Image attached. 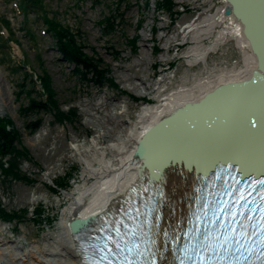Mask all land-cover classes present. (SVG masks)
Wrapping results in <instances>:
<instances>
[{"label":"rangeland","instance_id":"rangeland-1","mask_svg":"<svg viewBox=\"0 0 264 264\" xmlns=\"http://www.w3.org/2000/svg\"><path fill=\"white\" fill-rule=\"evenodd\" d=\"M17 1L0 0V21L11 23L9 32L5 28L0 33V85L3 88L0 100L4 101V107L0 105V116L10 117L21 132L23 145L33 158V161H25L22 169L24 173L34 174L38 183L30 186L4 181L0 171V200L10 210L29 208L32 211L38 203H43L53 222L46 227L27 222L16 231L15 224L0 221V241L3 248L20 242L28 251L52 244L59 234L61 222L69 216L67 211L73 194L85 182V159L92 158L94 142L100 144L98 147H106L115 139L120 121L128 117L136 120L145 103L155 104L162 94L180 85L191 86L225 67L241 66L244 59L233 40L228 49L224 48V53L222 45L209 52L207 63H203L199 52L195 53L194 47L198 46L195 34L186 32L187 28L183 30L184 26L200 24L203 18L213 15L218 6L224 5L221 0H173V15L166 9L156 8L160 0H150L149 4L148 0H42L48 17L80 33L86 45L85 52L104 62L126 94L111 86L99 89L80 80L74 74V67L63 62L53 36L41 20L45 12L39 15L30 12L24 17L18 6L20 0ZM180 5L188 8L186 12L179 11ZM109 17L114 18V27L106 31L100 22ZM29 30L35 39L28 35ZM9 37L12 39H7ZM214 37L205 40V46L216 44ZM132 38L137 39L136 52L129 43ZM199 44L202 46V42ZM191 49L193 58L188 56ZM192 62L195 64L190 65ZM45 73L51 79L62 109L75 107L79 110L82 126L56 124L53 116L47 114L40 131L35 134L26 131L20 107L28 99L26 94L18 97L22 94L20 85L27 82V90L35 89L33 96L39 98L43 93L40 78ZM143 82L150 88L143 97L129 90L130 86ZM121 111L125 114L116 119L112 132L100 130L96 125L107 113ZM6 161L7 158L3 163ZM73 168L78 172L69 188L59 195L50 192L53 181ZM93 181L86 180L89 186Z\"/></svg>","mask_w":264,"mask_h":264},{"label":"bare ground","instance_id":"bare-ground-1","mask_svg":"<svg viewBox=\"0 0 264 264\" xmlns=\"http://www.w3.org/2000/svg\"><path fill=\"white\" fill-rule=\"evenodd\" d=\"M226 6L219 10L218 18L227 25L220 26L215 36L216 44L208 47L204 42L213 38L215 24L208 21V29L190 27L198 44L194 47L195 53L199 52L201 61L206 63L209 52L216 50L218 43L230 35L243 54L244 64L222 69L191 86L180 85L162 94L157 103H145L136 120L130 117L121 120L119 131L109 145L102 148L94 142L92 158L85 159V182L73 194L67 211L69 216L61 222L53 243L27 251L20 242L3 248L0 241V264H86L81 240H89L103 218L110 221L111 215L132 206L137 195L144 196L138 200V205L143 201H156L149 228L151 234L142 237L154 242L151 254L156 256L158 264H176L175 246L171 248L170 239L194 238L199 242L203 239L199 223L202 206L198 196H201L199 184L206 180L208 170L231 166L243 175L264 176V91L260 89L216 99L215 102L231 105L212 107L216 109L204 115L214 118L218 122L215 126L209 119H200L197 125L190 119V126L168 123L147 140L143 151H138L140 140L160 120L187 103L198 102L219 86L249 79L257 69V59L243 26L235 16L226 15ZM201 41L205 50L199 44ZM2 89L0 85V98ZM129 90L137 91L140 97L150 92L145 82L130 86ZM0 105L4 107V101L0 100ZM124 114L125 111L109 112L96 125L100 130L112 132L116 119ZM87 179H94L90 186ZM92 218L97 219L95 224L82 228L79 233L71 231L70 226L75 221ZM152 258V255L147 256L148 261Z\"/></svg>","mask_w":264,"mask_h":264},{"label":"trees","instance_id":"trees-1","mask_svg":"<svg viewBox=\"0 0 264 264\" xmlns=\"http://www.w3.org/2000/svg\"><path fill=\"white\" fill-rule=\"evenodd\" d=\"M17 1V0H16ZM17 3H19L17 1ZM150 0H148V3ZM19 9L22 11L24 17H28L30 12H36L43 14L42 22L46 25L47 31L53 36L55 40L56 48L62 58L63 62L74 67V74L80 80L92 84L99 89H104L111 86L114 89L119 90L121 93L126 94L125 91L117 84L112 77V73L104 62L96 57L88 55L85 52L86 45L81 39L80 33H74L68 26L62 24L57 19L49 18L48 14L43 6L42 0H20ZM157 9H166L173 15L172 11L175 8L173 0H160L156 6ZM114 18H106L100 22V25L108 30H112L114 27ZM11 23L9 21H0V33L1 30L10 31ZM142 26V23L139 25ZM6 28V29H5ZM32 35L31 30L28 31V35ZM11 35V33H10ZM9 35V36H10ZM7 39H12L11 37ZM14 41V40H11ZM133 51H137V39L132 38L129 40ZM5 45V44H3ZM27 79L29 75L27 74ZM32 83L33 80H30ZM27 82L20 85L21 93L18 97H22L26 94L28 102L20 107V115L25 120V129L29 134H35L40 131L45 125V116L51 114L56 124L69 125L76 127L82 126V118L77 108H69L63 110L58 98L57 93L52 88L51 79L48 74H44L40 78L42 84L43 93H40L41 97H34L35 89L27 90ZM138 100L137 98H134ZM7 158L6 163L3 160ZM25 161H33L30 151L23 145L22 134L15 128L12 119L8 116H0V171L3 174L4 181L13 180L22 182L26 185L35 186L38 180L35 179L34 174H27L23 172L22 164ZM72 170V171H71ZM66 172L64 176L59 177L53 181V184L49 186L50 192L54 195H59L61 191H66L70 186V181L77 175L78 170L76 168ZM0 221L3 223L15 224V230L21 229V227L27 222H31L34 225H44L53 222V218L50 217L43 203H38L32 211L30 209L10 210L7 209L3 202L0 200Z\"/></svg>","mask_w":264,"mask_h":264},{"label":"water","instance_id":"water-1","mask_svg":"<svg viewBox=\"0 0 264 264\" xmlns=\"http://www.w3.org/2000/svg\"><path fill=\"white\" fill-rule=\"evenodd\" d=\"M226 3V15L235 16L243 26L244 35L257 59V69L252 73L249 79L219 86L213 91L208 92L198 102L187 103L183 107L172 112L169 116L160 120L140 140L138 145L139 152L143 151L147 140H149L157 130L168 123L178 122L190 126V119H192L196 125L200 119L204 121L209 119L211 125L215 126L218 122L214 118H209L204 115L216 109L212 107L231 105L227 104V102H215L216 99L222 96L238 92H251L258 89L264 91V0H226ZM233 103L235 102H232V104ZM220 119L221 118L218 120L220 121ZM145 162L146 161H144L143 166H145ZM212 170L213 167L209 169L207 173H210ZM153 204L154 202L150 205ZM96 222L97 219L95 218L75 221L70 226L71 231L73 233H79L82 228H86L90 224H95Z\"/></svg>","mask_w":264,"mask_h":264},{"label":"built area","instance_id":"built-area-1","mask_svg":"<svg viewBox=\"0 0 264 264\" xmlns=\"http://www.w3.org/2000/svg\"><path fill=\"white\" fill-rule=\"evenodd\" d=\"M221 2L226 6V3H225V1H223V0H221ZM223 5V6H224ZM222 5H220V6H218V8L216 9V11H215V13L213 14V15H210L209 17H207V18H203L202 19V21L203 22H201L200 24H195V25H192L193 23H191L190 25L188 24V25H186V26H184L183 27V30L184 29H186V32L188 31V32H190L191 31V29H190V27H194V26H197V28H201V29H208V27H209V22H211L212 24H215V27H214V36H215V33H219V30H220V26H225V25H227V23H226V21H219V16H220V9L223 7ZM178 9H179V11H181V12H186V10L188 9V8H186V6H184V5H180V6H178ZM198 16V15H197ZM216 18H217V20H216ZM215 20L217 21V23H215ZM209 21V22H208ZM192 25V26H191ZM216 34V35H217ZM213 36V37H214ZM209 40V39H208ZM233 40H235L234 38H232L230 35H228V36H226L220 43H218V45L219 46H223V48H222V53H224L225 52V50H224V48L225 49H228L229 48V45L231 44V41H233ZM202 42V41H201ZM211 42V41H210ZM213 42L214 43H216V39H215V37H214V39H213ZM213 45V44H212ZM211 45V46H212ZM193 50L191 49V51H190V53L188 54V56H190V57H192L193 58V55L191 54V52H192ZM209 56V55H208ZM208 56H207V58H208ZM207 63V62H206ZM225 70H226V68H225ZM162 80V79H161ZM159 83V82H158Z\"/></svg>","mask_w":264,"mask_h":264},{"label":"snow or ice","instance_id":"snow-or-ice-1","mask_svg":"<svg viewBox=\"0 0 264 264\" xmlns=\"http://www.w3.org/2000/svg\"><path fill=\"white\" fill-rule=\"evenodd\" d=\"M262 227H264V225H262ZM237 243H239V242L237 241ZM262 255H264V254H262Z\"/></svg>","mask_w":264,"mask_h":264}]
</instances>
